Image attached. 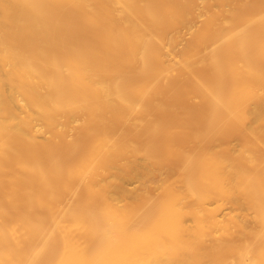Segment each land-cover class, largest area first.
<instances>
[{"label": "bare ground", "instance_id": "6f19581e", "mask_svg": "<svg viewBox=\"0 0 264 264\" xmlns=\"http://www.w3.org/2000/svg\"><path fill=\"white\" fill-rule=\"evenodd\" d=\"M0 264H264V0H0Z\"/></svg>", "mask_w": 264, "mask_h": 264}]
</instances>
